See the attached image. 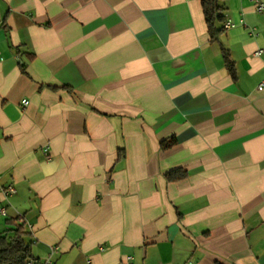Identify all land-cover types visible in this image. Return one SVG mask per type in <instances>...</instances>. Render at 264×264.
I'll use <instances>...</instances> for the list:
<instances>
[{
	"label": "crops",
	"instance_id": "obj_1",
	"mask_svg": "<svg viewBox=\"0 0 264 264\" xmlns=\"http://www.w3.org/2000/svg\"><path fill=\"white\" fill-rule=\"evenodd\" d=\"M219 3L212 40L201 0H0V232L54 264H264V10Z\"/></svg>",
	"mask_w": 264,
	"mask_h": 264
},
{
	"label": "trees",
	"instance_id": "obj_2",
	"mask_svg": "<svg viewBox=\"0 0 264 264\" xmlns=\"http://www.w3.org/2000/svg\"><path fill=\"white\" fill-rule=\"evenodd\" d=\"M204 10L205 19L208 25L209 33L212 40H217L224 31L225 27H219L218 23L222 22L223 6L219 0H201ZM222 52L227 69L232 76L237 78L236 66L231 58L229 50L222 47ZM176 142V139L170 138L162 141L163 148H169ZM186 170L177 168L169 171L166 176L168 180H179L186 176ZM12 227L0 232V264H27L31 258H36L32 254L31 244L27 242L28 236L24 225L16 220L8 221Z\"/></svg>",
	"mask_w": 264,
	"mask_h": 264
},
{
	"label": "built area",
	"instance_id": "obj_3",
	"mask_svg": "<svg viewBox=\"0 0 264 264\" xmlns=\"http://www.w3.org/2000/svg\"><path fill=\"white\" fill-rule=\"evenodd\" d=\"M254 2H256L257 4V11L259 12H262L264 10V2L262 0H253ZM232 26H234V24L230 21V20H227L224 24V27L225 29H229L231 28ZM251 33L252 34H255V29L252 28L251 29ZM264 52V48L263 49H259L256 54L259 55L260 53ZM258 90L264 92V80L258 85ZM29 103V100L28 99H24L23 102H22V105L25 107L27 106ZM44 152L45 154L47 155V157L49 158L50 157V148L48 145H46L44 147ZM16 192V189L14 188V186L10 185L7 187V190H6V193L7 194H14ZM3 214H6V210L5 209H1ZM27 264H54L53 262V259L51 257V254L47 257H44V258H31L27 261ZM126 264H136L134 262V257L133 256H128L126 258Z\"/></svg>",
	"mask_w": 264,
	"mask_h": 264
}]
</instances>
